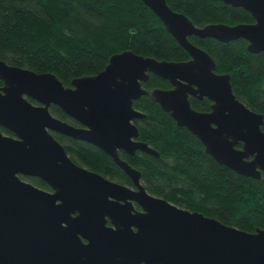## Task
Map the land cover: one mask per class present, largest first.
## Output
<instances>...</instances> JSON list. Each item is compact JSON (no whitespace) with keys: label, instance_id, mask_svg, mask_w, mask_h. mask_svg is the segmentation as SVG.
<instances>
[{"label":"water","instance_id":"95a60500","mask_svg":"<svg viewBox=\"0 0 264 264\" xmlns=\"http://www.w3.org/2000/svg\"><path fill=\"white\" fill-rule=\"evenodd\" d=\"M188 50L187 60L158 59L125 49L97 73L71 85L52 71H35L0 58V264H264V226L253 231L151 193L138 168L119 150L158 155L139 138L134 99L151 94L178 125L196 134L205 150L235 171L264 177V115L241 100L230 73L189 35L220 40L244 37L264 50V0H224L242 6L253 22L196 25L167 0H143ZM154 72L171 87L147 89ZM189 95L212 100L210 110ZM30 98L34 99L32 101ZM59 105L80 122L50 110ZM52 131L85 140L110 154L134 185L75 162ZM242 142V146H237ZM24 176H37L41 187ZM138 203L141 208H137Z\"/></svg>","mask_w":264,"mask_h":264},{"label":"trees","instance_id":"16d2710c","mask_svg":"<svg viewBox=\"0 0 264 264\" xmlns=\"http://www.w3.org/2000/svg\"><path fill=\"white\" fill-rule=\"evenodd\" d=\"M167 2L196 25L255 20L249 10L224 0ZM189 39L215 59L217 71L230 73L236 95L264 115V50L250 51L244 37L224 41L191 34ZM125 49L158 59L190 58L188 50L143 0H0V58L8 63L52 71L65 85H71L73 78L99 72L113 53ZM142 85L147 89L172 86L169 79L154 72ZM190 101L196 109L211 108L207 97L190 95ZM133 104L145 113L133 119L139 127V138L159 154L139 149L133 154L120 149L119 154L140 170L147 190L241 229L253 231L264 226V177L241 174L217 161L200 138L186 126L178 125L151 94L140 95ZM50 110L80 124L57 104H51ZM0 129L13 133L2 125ZM52 132L75 162L134 185L127 172L100 147ZM24 177L49 188L40 177Z\"/></svg>","mask_w":264,"mask_h":264},{"label":"flooded vegetation","instance_id":"af4514ba","mask_svg":"<svg viewBox=\"0 0 264 264\" xmlns=\"http://www.w3.org/2000/svg\"><path fill=\"white\" fill-rule=\"evenodd\" d=\"M255 21V20H254ZM192 96H195V95H192ZM195 97H197V96H195ZM204 97H206V96H204ZM189 98H190V95H189ZM199 98V97H198ZM203 98V97H202ZM208 98V97H207ZM210 99V98H209ZM211 100V99H210ZM211 103H212V100H211ZM211 109V108H210ZM78 164H80V163H78ZM81 165H83V164H81ZM83 166H85V165H83ZM86 167V166H85ZM47 189H51V187H50V185H49V188H47ZM135 205H136V207L137 208H141L140 207V205L138 204V203H135Z\"/></svg>","mask_w":264,"mask_h":264}]
</instances>
